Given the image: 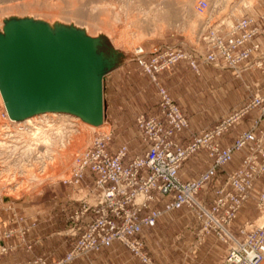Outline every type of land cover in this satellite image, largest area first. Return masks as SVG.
Segmentation results:
<instances>
[{
  "label": "built area",
  "instance_id": "obj_1",
  "mask_svg": "<svg viewBox=\"0 0 264 264\" xmlns=\"http://www.w3.org/2000/svg\"><path fill=\"white\" fill-rule=\"evenodd\" d=\"M196 9L202 14L209 4L199 1ZM260 20L264 26V17ZM223 25L207 32L203 40L206 52L200 57L178 46L162 54H158L160 50L148 54L142 48L136 49L135 62L155 85L158 96V115L140 114L135 119L143 150L129 156L127 145H121L112 153L110 135L95 136L88 149L76 158L71 178L62 181L72 187L85 178L91 182L80 189L87 193L76 201L79 208L68 217L65 236L74 239L70 249L54 261L37 257L15 264H72L115 243L129 250L140 264H157L144 251L143 230L155 228L163 216L182 208L191 211L200 224V242L212 235L225 246L218 264H264V220L261 226L256 225V220L264 217V182L256 186L264 176V83L255 86L241 108L195 133L190 130L187 116L157 79L159 73L178 63L196 74L203 64L228 69L237 78L253 71L264 77V51L257 41L262 30L255 20L241 16L227 31L222 30ZM253 111L257 114L249 128L225 144L223 136ZM184 132L188 134L187 144L179 137ZM240 153L239 165L225 173L224 179H217L218 173H224V167ZM192 157H205L207 168L196 178L181 181L179 172ZM200 193L202 199L197 198ZM250 201L257 212L256 220L245 222L232 233L239 213ZM7 210L11 222L25 221L10 208ZM35 224L32 221L26 228H10L3 233V239L16 236L28 252L31 244L25 236ZM8 251L1 242L0 254Z\"/></svg>",
  "mask_w": 264,
  "mask_h": 264
},
{
  "label": "rangeland",
  "instance_id": "obj_2",
  "mask_svg": "<svg viewBox=\"0 0 264 264\" xmlns=\"http://www.w3.org/2000/svg\"><path fill=\"white\" fill-rule=\"evenodd\" d=\"M199 1H206L208 3L207 0H196V6ZM249 1L259 3L262 0H218L213 20L209 26L203 28L204 31L201 32L198 40L181 33L179 29L180 26L177 29L163 26L162 30L155 35L146 36L138 41V43H135L133 33L136 32V30L133 27V22L137 21L142 16L137 15L133 11L132 0H0V36L3 37L5 35L6 28L10 23L29 21L34 25H44L48 27L53 36H56L60 31H67L81 38L91 39L93 41V50L90 52L87 60L88 62L102 64L100 70L92 69L94 70V75L102 81V78L117 66L124 65L127 67L133 63L134 61L132 60L135 59V48H142L144 52L149 54L155 52L152 50V47L164 45L165 48L163 51H159L158 53L162 54L167 49L178 46L184 50L191 51L196 56H203L206 52V46L203 40L208 31L216 30L220 24H224L222 30L227 31L228 26L241 16L251 17L255 22L256 20L257 22H261L260 18L263 14H258L256 16L248 15L252 12ZM42 3L50 5L49 11L47 7H43ZM12 4L15 7L18 4V8L20 9H13V7L12 10L9 9ZM127 4L129 5L128 7H126ZM196 6L194 7L195 11H197ZM70 7L77 10L81 9L83 13L90 14L93 19L98 16V14H101L102 25L99 26L98 30L88 32L87 27L89 25L81 27L74 21L69 22L65 20V18L60 15L59 10L65 12V10ZM206 13L200 15L203 16ZM177 25L179 24L177 23ZM130 68L131 67H129V72L127 71L121 76V82H119V89L123 90L122 93L130 92L132 87L135 91L141 90L142 96L146 101L149 98H151V100L157 99V89L150 78L148 76L146 77L139 67ZM157 79L160 85L168 91L170 97L179 106L181 111L187 116L190 130L195 133L214 126L228 113L241 108L250 99V95L254 92L255 86H261L264 83L263 76L257 71L243 73L241 77L237 78L228 69L219 70L212 66L201 64L200 71L196 74L184 63H178L168 68L167 73H163L161 76V81L158 75ZM51 113H63L78 119L79 121L77 124H79L78 126L81 128L82 134L87 136L85 149L83 148V150L73 158V163L69 166L72 173L76 158L88 149L95 136L107 135L108 127L105 125L107 130L89 133L82 125H91L83 122L80 119L81 116L77 113L72 114L65 109L45 111V113L39 112V115L32 117H39L44 114L50 115ZM256 114V111H253L246 115L241 123L232 127L222 139L231 138L242 130L248 129ZM0 119L4 122L5 117H3L1 107ZM99 126L91 127L98 128ZM261 127L264 128V124H262ZM18 129L19 128H13V131ZM134 136H136L135 131ZM137 140V137L133 138V136L128 139H116L111 137L110 149L113 150L115 146L119 147L126 144H132V146H134L133 148H136L138 146ZM241 155L242 153L236 154L233 161L224 167V173H218L217 179L222 180L226 176L225 173L232 172L239 165ZM23 159L25 158H20V160ZM2 165L4 166L0 161V170H3ZM6 179L9 183L14 182V180H11L9 177ZM23 181H25V179H23ZM60 181H63V179H60ZM263 182L264 176L258 181L256 186H260ZM59 183L58 180L55 182L46 181L38 186H31L29 184L25 186L28 187L27 189L24 190V188H20L18 193H8V195L10 194L9 196H11V198H19L23 195H38L39 198H44L49 190L56 188ZM80 189L84 188L79 187V185L74 186L70 193L71 196L77 199L83 198L87 190L80 191ZM3 195L7 194H0V196ZM202 197L203 195L200 193L197 198L202 199ZM88 202L93 203V200L88 199ZM256 218L257 212L255 211L253 202L250 201L245 208L241 210L238 219L233 224L230 231L235 234V230L238 226H241L247 221H254ZM67 228L65 222V230L59 227L56 231H59V233L66 232ZM200 229L201 226L196 221L194 214L182 208L179 211L163 216L155 228H144V251L157 264H195V262H193V260H196L194 256L195 250H197L199 246L205 244L207 237L211 236L215 240H213L214 242L222 244L212 235L205 236L203 241L200 242ZM73 242L74 241H72V243ZM70 243L65 244V251L62 253L60 252L61 255L68 251L67 249ZM224 250L225 246H221L220 251L218 250L216 254H214L213 264H218L216 260L222 257ZM89 259L88 261H83L86 259L80 258L72 264H84L83 262H85V264H140L138 259L132 254L130 255L122 247L116 245L112 249L101 254L93 255Z\"/></svg>",
  "mask_w": 264,
  "mask_h": 264
},
{
  "label": "bare ground",
  "instance_id": "obj_3",
  "mask_svg": "<svg viewBox=\"0 0 264 264\" xmlns=\"http://www.w3.org/2000/svg\"><path fill=\"white\" fill-rule=\"evenodd\" d=\"M132 1L133 11L142 16L133 22L136 30L133 33L135 43L146 36L155 35L163 26L172 29L180 26L181 33L198 40L203 28L209 26L213 20L218 5V0H207L210 7L201 16L194 9L196 0ZM42 5L49 11L50 5ZM128 6L127 4L126 7ZM12 7L18 8V4L16 7L12 4L9 9L12 10ZM59 11L69 22L74 21L81 27L89 25L88 32L98 30L102 25L101 14L93 19L81 9L70 7L65 12ZM10 25L16 26L19 31L27 29L29 33L45 38L52 49L57 66L51 77V84L59 95L61 106L72 114L77 113L83 122L91 126L100 125L93 128L83 124L87 132L107 130L105 124L100 122L103 111L101 79L84 64L93 50V41L67 31H60L55 37L51 35L48 27L37 26L29 21L13 22ZM0 107L5 115L4 122L0 119V161L4 164L3 170H0V194L18 193L20 188L25 190L28 188L25 186L29 184L38 186L46 181L69 180L73 173L69 166L87 144V136L82 134L77 124L79 120L63 113L32 117L39 115L33 113L22 119H13L6 111L1 93ZM13 128L19 129L13 131ZM22 157L25 159L20 160ZM7 177L14 182L9 183ZM263 220L264 217L257 219L256 225L261 226Z\"/></svg>",
  "mask_w": 264,
  "mask_h": 264
},
{
  "label": "crops",
  "instance_id": "obj_4",
  "mask_svg": "<svg viewBox=\"0 0 264 264\" xmlns=\"http://www.w3.org/2000/svg\"><path fill=\"white\" fill-rule=\"evenodd\" d=\"M249 4L251 6L252 12L248 15L256 16L258 14H263L264 16V0L259 3L255 1H249ZM256 24H258L262 30V35L257 38V41L264 51V26L260 21L257 22V20ZM164 48V45H159L152 47V50L163 51ZM132 61L134 62L127 67L124 65L117 66L114 70L102 78V123L107 125V134H109L112 138L128 139L132 136L133 138L137 137L138 146L136 148H133L134 146H132V144H126L129 149V156H134L140 153L144 148L140 142V135L137 132L135 126L136 117L142 113H144V115L147 117H154L158 115L157 95V99L151 100V98H149L146 101L142 96L141 90L135 91L131 87L130 92L122 93L123 90L119 89L121 76L127 71L129 72V67H131L130 69L138 67L135 59ZM163 73H167V70L158 74L160 81ZM134 131L136 136H134ZM202 131H198L196 133H201ZM179 137L181 138L183 144H187L189 142L188 134L183 133L180 134ZM233 137L224 138L222 140L225 144H228L231 142ZM109 147L111 148V146ZM118 148V146H115L113 150L110 149V151L115 153ZM124 164H126V162H124ZM207 165L208 162L206 161L205 157H192L183 164L179 172L180 180L186 181L191 178H196L207 168ZM59 182V185L53 190H49L44 198H39L38 195H23L19 198H11L9 195L0 196V245L2 242L3 246L9 249L7 254H0V264L28 262L37 257H45L49 261H54L62 256L60 252L62 253L65 251V244L70 243L71 241L67 250L70 249L72 241L74 240L70 237H66L65 231L59 233V231L56 230L59 227L64 229L65 222L68 227V217L79 208V204L76 202L78 199L72 197L70 194L73 187L64 185L60 180ZM90 185L91 182L86 178L81 180L79 183V187L83 188ZM8 208L13 210L19 217L24 218L25 221L19 224L11 222V214L7 210ZM32 221H36L35 227L32 228L25 236V240L31 244L30 251L27 252L25 248L20 245V242L16 236L7 240L3 239V233L6 230L18 227L26 228L31 224ZM213 240V237H207L205 244L199 246V250H195L196 252L194 256L196 260H193L195 264L214 263V254H216L218 250L220 251V247L224 245L220 244L219 242H214L215 240ZM115 245L122 247L131 255L129 250L119 243H115L112 247L104 249L97 254L108 251ZM93 255L96 254H91L88 258H85L86 260L83 261L90 260L89 258H91ZM220 259L221 257H219L216 261L219 262ZM83 263L85 264V262Z\"/></svg>",
  "mask_w": 264,
  "mask_h": 264
},
{
  "label": "water",
  "instance_id": "obj_5",
  "mask_svg": "<svg viewBox=\"0 0 264 264\" xmlns=\"http://www.w3.org/2000/svg\"><path fill=\"white\" fill-rule=\"evenodd\" d=\"M10 24L0 36V93L8 115L22 119L33 113L65 109L51 84L57 63L45 38ZM84 64L91 70H100L102 65L87 59Z\"/></svg>",
  "mask_w": 264,
  "mask_h": 264
}]
</instances>
